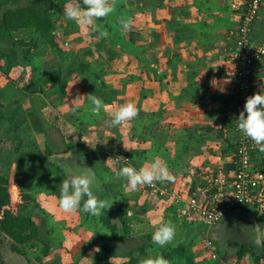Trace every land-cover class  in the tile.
Masks as SVG:
<instances>
[{"label": "rangeland", "instance_id": "374dc122", "mask_svg": "<svg viewBox=\"0 0 264 264\" xmlns=\"http://www.w3.org/2000/svg\"><path fill=\"white\" fill-rule=\"evenodd\" d=\"M109 1L114 2V0ZM152 1L155 4L156 0ZM11 2L8 5L14 4L15 0H11ZM129 2L133 10L125 11V13L120 12V15L123 14L122 17H125V21L132 19L133 22L131 30L126 31L127 34L131 31L140 32L141 26L139 24L143 21L150 19V22H155L154 17H151L149 12H146L147 14L142 20L141 11L143 8L148 9V4H146L148 1L129 0ZM6 6H2L0 13ZM152 7L155 10L157 5ZM63 8L61 11H54L58 12L57 17L54 19L56 23L55 34L63 50V58L56 51L50 50L44 45L37 51L30 52L29 56L35 58L34 62H28L25 66L20 67L19 74L13 71L6 78L0 72V103L9 104V107L4 108L3 112L7 115L15 112L14 122L17 125L14 130L5 123L2 126L3 131H1L6 144L0 152V167L2 173L10 178L11 183L22 178L27 180L25 189L33 201L26 214L31 216L32 220L39 225V236L42 243L36 248L27 249L28 256L22 258L10 251L11 242L4 237L0 244V260L2 259L0 264H94L95 259L98 260V257H95V254H97L96 247L93 246L95 241L98 243V235H94V232L98 231L100 233L103 228L95 221L96 217L90 218V215L82 212L69 214L59 208L57 198L60 184L63 179L68 178L69 174L67 176L65 174L64 178L61 179L57 169L54 166L47 167L42 159L43 156H47V153L63 152L67 148V143L71 145L80 143V145L74 146L78 149L75 156L78 157L76 160L79 165L75 164L69 169L75 173H80L86 170L84 167L92 168L100 184L99 189L95 190V195L109 202L113 201L111 206L122 203L125 207L135 208L136 212H140V209L149 210L144 215L138 213V216L129 211L127 216L132 220L138 218L141 222V224L139 222L134 224L132 234L136 233L138 236L146 234L147 231L145 230L148 228L146 226L150 225V222L155 224L158 222L157 217L160 218V213H156L157 211L154 210L156 206L151 197L148 199L147 205L144 204L148 195L144 185L139 186L136 191H128L125 187L126 180L115 175V171L122 166L118 164L113 168L111 163V160L116 156L120 158L129 156L131 158L130 165L139 169L143 165L141 158L150 155L151 151L143 152L141 144H138L141 143L140 136H138L139 139L134 137L138 140L136 143L132 139L133 133L128 124L125 123L110 128L106 123L111 119V111L116 110L119 105L132 102L139 110V116L132 122L137 121L142 124L145 115L140 105V84H134L130 78L132 75L135 78H140V66L141 63L145 64V59L140 58L139 52H135V55L139 58V65H137L130 63L126 57L119 56L120 53L114 56L110 52V56L109 52L103 51L95 44V34L92 31L78 26L74 22L66 21ZM114 8L117 9V6H114ZM130 15L131 17L128 18L127 16ZM142 28L146 30V25H143ZM32 34V30H20L14 34V37L16 40L28 42ZM137 41L140 45L142 44L140 35ZM128 48H134V46ZM66 60L69 62L73 60L76 63L81 61L90 63V69L86 73L88 78L85 75L80 77L75 74L69 81L65 96L58 92L56 86L39 85L37 79L41 77V73L44 74L43 72L58 66L66 71L70 64ZM110 70L119 72L115 75H109L107 72H110ZM100 78L106 84H112L113 87L102 89ZM30 81L35 82L36 101L42 105L40 108L36 106L30 95L22 91V85ZM114 88L122 91V95L116 94ZM88 95L97 96L102 100L104 98L113 99L110 103L104 102L106 107L97 117L90 112ZM73 108L76 109L75 113L72 112ZM37 112L44 113L45 120L43 123H40L36 116ZM53 121L59 125L57 127L51 126ZM5 126L8 128L3 129ZM136 134L138 135L139 132ZM19 140H21L20 147H18ZM28 147L29 150H32V156L26 151L19 155L23 149ZM132 151L138 153L132 154ZM53 154L48 155L50 161L54 160ZM155 154L150 159L154 158ZM145 207L147 208L145 209ZM165 216L167 217V212L163 210L164 220H166ZM195 219L197 220V218H193L192 221L190 219L188 221L198 227V220ZM113 221L117 220L113 219ZM221 223L223 229L220 228L218 234L220 236L222 234L226 235L225 238L230 245L229 249L234 250L239 235L235 229L236 222L230 220L226 223L225 220ZM220 224L216 226L215 232H217L216 230H218ZM140 227L142 231H140ZM153 227L150 226L149 233L151 234L154 231ZM199 228L200 232L194 234L196 240H202L205 229L202 224L199 225ZM215 237L216 235L213 236L212 234V241H215V246L219 250L218 237ZM177 240L172 241V247L178 245L180 240ZM44 244L49 247L48 254L41 256ZM150 244L151 246H148L149 248H147L143 258H139L140 264L142 260L149 256L159 255L164 257L163 254L172 252L171 249L163 250L164 247L156 245L153 241ZM232 254H235V251H232ZM37 256H41V261H37ZM166 259L170 261V264H184L182 258L174 253L173 256L171 255ZM193 260L195 261L194 258ZM128 261L129 258L126 259L125 263ZM103 263V261H100L98 264ZM202 264L222 263L219 258L218 260H211V262L204 261ZM227 264L229 263L227 262Z\"/></svg>", "mask_w": 264, "mask_h": 264}, {"label": "crops", "instance_id": "0c3cea01", "mask_svg": "<svg viewBox=\"0 0 264 264\" xmlns=\"http://www.w3.org/2000/svg\"><path fill=\"white\" fill-rule=\"evenodd\" d=\"M146 1L148 9H142V20L149 12L155 22H150L148 17L139 24L142 40L140 58L145 59V64L140 66V105L145 117L138 134L141 143L138 144H141L143 152L151 151V154L142 157L141 161L144 165L156 153L154 158L166 162L174 176L172 182L160 185L156 182L159 189L164 188L167 192L174 190L175 186L181 193L187 194L189 186L180 177L198 180V185H201L205 175L216 166H227L233 160L232 147L237 134L233 119L235 78L232 55L236 47L230 34L239 26V7L246 0H156L155 4L152 0ZM234 4L239 6L238 9L232 8ZM154 5H157L155 10ZM143 25H146V30ZM250 37L254 46L264 43V0ZM253 79L256 81L254 93H258L260 86L264 85V56L254 63ZM219 86L225 91H219ZM253 164L264 166V152L259 151L257 145L253 152ZM169 185L171 189H165ZM146 192L148 195L144 204L150 197L153 199L154 210L160 213L158 222L164 219V208L178 205V220L182 225L189 223L185 227L188 233L180 241L191 244L195 264L211 262L201 246V239H194L200 232L201 224L198 222L197 227L192 220L184 221L186 207L183 199L180 202L176 197L168 199L164 194L155 196ZM252 215V211L234 209L226 217V223L230 220L236 222L235 229L239 234L234 250L229 249L226 235L218 234L219 229H223L222 223L217 232L214 230L219 251L229 264H253L254 256L249 252L237 258V252L242 247L255 253L262 251V245H255L252 234L246 233L252 227ZM138 222L141 224L138 218L132 220L131 228ZM158 222H150L145 231L149 232L150 226H155L152 228L155 230ZM181 224H177L176 230L181 229ZM259 225L261 240H264V222L259 221ZM259 264H264V259Z\"/></svg>", "mask_w": 264, "mask_h": 264}, {"label": "trees", "instance_id": "16d2710c", "mask_svg": "<svg viewBox=\"0 0 264 264\" xmlns=\"http://www.w3.org/2000/svg\"><path fill=\"white\" fill-rule=\"evenodd\" d=\"M67 2L68 0H15L14 4L7 5L5 7V9L0 13V35L2 37V39L0 40V72L3 76L8 78L9 74L13 71H16V73L19 74L20 67L25 66L28 62H34L35 58H31V56H29L30 52H35L44 45L47 46L50 50L56 51V53L63 58V50L58 43L56 38L57 36L55 34L56 23L54 19L57 17L58 12L54 11H61L64 4ZM109 2L113 6H117V9H115V11L108 17L101 18L98 21V23L104 29H107L109 35L108 37L104 38L101 37L99 33L92 31L95 34V44L103 51L109 52V54L111 52V54L115 56L116 54L120 53L119 56L126 57L130 63L139 65V58L135 55V52H139L140 55L142 54V46L140 45L139 41H137L140 33L131 31L127 34V32L122 28V22L125 21V17H122L123 14L120 15V12L125 13V11H131L133 10V8L130 6L129 0H114V2ZM244 8V5L240 6V12H243ZM20 30H32L33 34L28 42L15 39L14 34ZM131 46H134V48H128ZM66 61L70 63L66 71L58 66L56 68H51L50 70L43 72L44 74L41 73V77L37 79L39 85L56 86L58 92L62 96H65L69 81L75 74H78L80 77L85 75V77L88 78L86 73L90 69V63L83 61H81L80 63H76L73 60L72 62H69L68 60ZM118 72L119 71L110 70V72L107 73H109V75H115ZM130 80L134 84L139 85V77L135 78L132 75ZM100 83L102 89H107L112 86V84L110 83L106 84L101 78ZM114 89L117 92L116 94L122 95V91H119L117 88ZM123 89H125V87H123ZM22 91L33 98L32 100L35 102L38 108H40V106L42 107V105L38 104L36 101L35 94H37V91L34 81L23 84ZM112 99L104 98L103 101L105 103H110ZM234 99L235 103H237L235 96ZM6 107H9V104L0 103V152L2 151V147L6 144L4 135H2L3 124L5 123L9 125L8 127H12L13 130L17 128V125L14 122L16 116L15 112H13L11 115L5 114L3 112V109ZM36 116L38 117L40 123L44 122V113L37 112ZM137 116H139V114ZM233 119L234 125L236 126L234 116ZM51 123V126L53 127H57L59 125L57 124V122L54 123V121ZM126 124L130 125V130L133 133L132 137L136 138V136H138L136 133L140 132L141 123H138L137 121H130ZM8 127L5 126V128L3 129H6ZM18 144V147H20L21 140L18 141ZM76 145L78 146L80 145V143H76L74 145L67 143V148L63 152H50L47 153V156L42 157L45 164H47V167L54 166V168L57 169L58 174L60 175L59 177L61 179L64 178L65 174L66 176L67 174H69L67 172L68 169H66L61 164V162L56 159L50 161L48 159V155H51L53 153H67ZM25 151L26 153L28 152L30 156H32V150H29V147L23 149V151H21L19 155L25 153ZM232 151L233 160L227 166H223L226 172H233L237 169L235 144L232 147ZM253 152L250 155L251 164H253ZM134 153L137 154L138 152L132 151V154ZM124 157H128L129 162L131 163V158L129 156ZM130 163L123 164L120 162L119 165L127 166L130 165ZM253 166L255 170H257V168H264V166H255L254 164ZM176 167L177 166H175L174 168ZM180 179L183 182H186L189 186L187 194L181 193L179 188H175V186H172L174 190H169L167 192L163 190L164 188H162L161 190H163L164 196L166 198L175 199V197H179L184 201L189 198H195L204 195L203 190L205 186L203 185V183L201 185H198V180H191L190 178H186V176H182L180 177ZM26 181L27 180L22 178L20 180H17L16 182L11 183L10 178L2 173L0 167V244L3 241L4 237L8 238L11 242L10 251L22 258L28 256L27 249L36 248L42 244L39 236V225L32 220L31 216L26 214L33 201L29 193L26 192ZM157 183L158 185H160L159 182ZM166 187L167 189H171V185L165 186V189ZM144 188H146L145 185ZM146 190L150 192L148 188H146L145 191ZM177 208L178 205H169L164 208V210H166L167 212V217L165 216L166 221H170L175 226V232L177 233V236H175L173 240L182 239L185 236L184 233H187V230L185 229V227L189 224L187 223V219L193 220V216H189L187 215V212H185L186 214L184 217V221H186L187 224H184V222H182L184 224L182 225L180 223V220H178L177 218ZM237 209H241L242 211H249L242 207H239ZM129 211H131L134 215H138V213L144 214L146 212V210L143 209H140V212H136L135 208L129 206L125 207L122 203H119L115 206H110V208L106 210L105 215H102L99 218L94 217L95 221H97L104 230H101L100 233L98 231L94 232V235H98V243H96L95 241V244L93 246H95L96 249H99V251H96L97 254H95V257H98V260L95 259V261L93 262L94 264H98L100 261H103V264H140L139 258H143L147 248H149L148 246H151L150 243L152 241V234L147 232L142 236L133 235L131 228L132 219L127 216ZM90 218H92V216H90ZM113 219H116L117 221H113ZM258 220L260 222H264V216L258 217ZM178 223L182 226L181 229L176 230V226ZM141 240L143 241L141 242ZM261 245L262 251L260 253H255L250 249L248 250L247 248L242 247L237 252V258L240 259L245 253L249 252L254 256V259L252 261L253 264H259L261 259H264V240H262ZM130 246L132 247L130 248ZM48 248V245L44 244L41 256H46L48 254ZM165 249H171L172 252L163 254L165 255L164 257L168 258L171 255L173 256L174 253L182 258L184 264H195L193 260V248H191L190 243L184 244L180 241L178 242V245L172 247L171 242L164 246L163 250ZM217 253L221 260V263L227 264L225 255L218 249ZM41 256L36 257L37 261H41ZM127 258H129V261L125 263Z\"/></svg>", "mask_w": 264, "mask_h": 264}, {"label": "clouds", "instance_id": "9594fccd", "mask_svg": "<svg viewBox=\"0 0 264 264\" xmlns=\"http://www.w3.org/2000/svg\"><path fill=\"white\" fill-rule=\"evenodd\" d=\"M114 11L115 8L109 0H68L63 8L66 21L74 22L87 30L97 32L104 38L108 37L109 33L98 21L108 17ZM132 23L131 19L123 22V30H131ZM260 89L258 93L246 97L243 109L235 118V123L237 130L253 141L258 146L259 151L264 152V85H261ZM219 91L224 92L225 89L219 86ZM88 102L90 112L97 117L106 107L104 101L94 95H88ZM72 112L75 113L76 109L73 108ZM110 115L111 119L106 123L108 127L114 128L134 120L138 115V110L134 103L128 102L119 105L116 110L111 111ZM111 163L115 168L116 165L120 164V157L113 158ZM84 168L86 170L80 173H75L71 169L67 170L69 176L67 179H63L60 184L58 205L65 213L82 212L99 218L105 215L113 201L109 202L94 194L95 190L100 187L99 181L92 168ZM115 175L126 180L125 187L128 191H136L139 186L151 185L154 182L164 183L174 180L167 163L158 157L146 161L139 169L131 165L122 166L115 171ZM255 230L260 231L258 225ZM174 237L175 226L164 219L158 222V226L152 233V241L160 247L171 243ZM95 251H99V249L97 248ZM141 264H170V261L158 255L145 258Z\"/></svg>", "mask_w": 264, "mask_h": 264}, {"label": "built area", "instance_id": "2783aa9c", "mask_svg": "<svg viewBox=\"0 0 264 264\" xmlns=\"http://www.w3.org/2000/svg\"><path fill=\"white\" fill-rule=\"evenodd\" d=\"M263 0H247L240 15L237 30L230 35L235 39L236 50L232 55L234 63L233 93L237 103L233 116L236 118L243 109L245 99L254 93L256 81L253 79V65L264 56V43L261 46L251 44V32ZM232 8L237 9V5ZM236 131L237 169L226 172L222 165L216 166L205 175L204 195L184 200L187 215L197 218L204 226L201 246L211 260H218L217 248L212 241V232L232 210L239 207L252 211L258 217L264 216V168L254 169L250 155L256 150L253 141ZM119 157V156H116ZM120 162L129 164V158L122 156ZM153 195H163L156 182L145 185ZM181 202V198L177 197Z\"/></svg>", "mask_w": 264, "mask_h": 264}, {"label": "water", "instance_id": "95a60500", "mask_svg": "<svg viewBox=\"0 0 264 264\" xmlns=\"http://www.w3.org/2000/svg\"><path fill=\"white\" fill-rule=\"evenodd\" d=\"M12 3L11 0H0V10L2 8V6L4 5H8ZM77 151V148H73L72 150H70L69 152L67 153H70V154H66V153H58V154H53L52 157L53 159H56L58 160L59 162H61V164L66 168V169H69V167H73V165L75 164H78V161L76 160V157L75 156V153ZM70 155V156H69ZM251 222H252V227L247 230L246 233H250L252 234V241L255 245H261V230L258 232V230L256 231L255 230V227L258 225L259 226V229H260V225H259V221H258V218L256 215H252V218H251Z\"/></svg>", "mask_w": 264, "mask_h": 264}]
</instances>
